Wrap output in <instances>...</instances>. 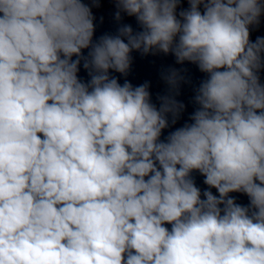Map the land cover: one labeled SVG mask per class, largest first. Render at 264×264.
<instances>
[{"label": "clouds", "instance_id": "9594fccd", "mask_svg": "<svg viewBox=\"0 0 264 264\" xmlns=\"http://www.w3.org/2000/svg\"><path fill=\"white\" fill-rule=\"evenodd\" d=\"M187 2L115 0L142 30L93 43L82 0H0V264H264V0ZM133 50L207 74L164 140L185 105L110 76Z\"/></svg>", "mask_w": 264, "mask_h": 264}]
</instances>
